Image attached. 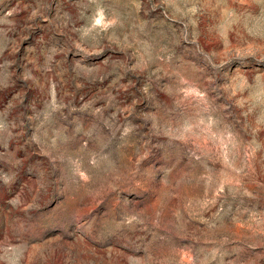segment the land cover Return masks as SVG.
<instances>
[{"label": "rangeland", "instance_id": "obj_1", "mask_svg": "<svg viewBox=\"0 0 264 264\" xmlns=\"http://www.w3.org/2000/svg\"><path fill=\"white\" fill-rule=\"evenodd\" d=\"M0 264H264V0H0Z\"/></svg>", "mask_w": 264, "mask_h": 264}]
</instances>
